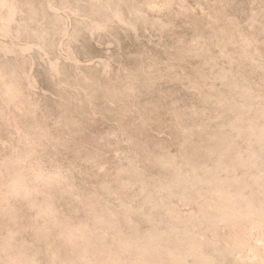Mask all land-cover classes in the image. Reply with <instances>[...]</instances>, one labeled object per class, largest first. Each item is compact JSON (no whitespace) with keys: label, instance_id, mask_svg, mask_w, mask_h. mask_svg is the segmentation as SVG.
Wrapping results in <instances>:
<instances>
[{"label":"rangeland","instance_id":"374dc122","mask_svg":"<svg viewBox=\"0 0 264 264\" xmlns=\"http://www.w3.org/2000/svg\"><path fill=\"white\" fill-rule=\"evenodd\" d=\"M262 214L264 0H0V264H262Z\"/></svg>","mask_w":264,"mask_h":264},{"label":"bare ground","instance_id":"6f19581e","mask_svg":"<svg viewBox=\"0 0 264 264\" xmlns=\"http://www.w3.org/2000/svg\"><path fill=\"white\" fill-rule=\"evenodd\" d=\"M36 174H37V173H36ZM36 174H35V175H36ZM44 175H45L44 173H43V174H42V173L39 174V172H38V174L36 175V179H41V180L43 179V180H44V179L46 178L45 176H47V175H45V176H44ZM47 177H49V175H48ZM17 178H19V177H17ZM50 178H51V177H50ZM14 179H15V178H14ZM14 179H13V180H14ZM41 180H40V182H41ZM46 180H47V179H46ZM48 181H49V180H48ZM50 181H51V180H50ZM56 181H57V180H56ZM21 182H22V179H21ZM45 184H47V183H44V185H45ZM10 185H11V184H10ZM41 186H42V185H41ZM41 186H40V187H41ZM38 187H39V186H38ZM42 187H43V186H42ZM12 188L14 189L15 192H20V191H22V190H23V191H26V190L24 189V186H22L21 184H18L17 182L13 184ZM28 190H29V189H28ZM23 193H24V192H23ZM27 193H28V192H27ZM15 194H16V193H15ZM245 202H246V201H245ZM222 203H223V202H221V204H222ZM42 204H44V203H42ZM225 204H226V203H225ZM225 204H224V205H225ZM246 204H247V203H246ZM219 206H220V205H219ZM221 206H222V205H221ZM225 206H226V205H225ZM46 207H47V206H46ZM47 208H48V207H47ZM173 208H174V207H173ZM222 208H224V207H222ZM41 210H42V209H41ZM41 210H40V211H41ZM46 210H47V209H46ZM171 210H172V209H171ZM249 210H250V209H249ZM42 211H43V210H42ZM247 211H248V210H247ZM250 211H251V210H250ZM223 212H225V211H223ZM248 212H249V211H248ZM251 212H252V211H251ZM183 213H184V212H183ZM189 213H190V212H189ZM191 213H192V212H191ZM191 213H190V214H191ZM238 213H239V212H238ZM243 213H244V212H243ZM40 214H42V213H40ZM51 214H52V213H51ZM190 214H189V215H190ZM193 214H194V213H193ZM193 214H192V215H193ZM223 214H224V213H223ZM246 214H247V212H246ZM246 214H245V215H246ZM186 215H187V214H186ZM192 215H191V216H192ZM234 215H235V213H234ZM234 215H233V216H234ZM237 215H238V214H236L235 216H237ZM241 215H242V214H241ZM245 215H244V216H245ZM263 215H264V214H262V216H263ZM50 216H51V215H50ZM93 216H94V215H93ZM95 216H96V214H95ZM224 216H226V214H225ZM247 216H248V215H246V217H247ZM249 216H250V215H249ZM252 216H255V215H252ZM97 217H98V216H97ZM102 217H103V216H102ZM188 217H189V216H188ZM227 217H228V216H227ZM238 217H239V216H238ZM242 217H243V216H242ZM255 217H256V216H255ZM95 218H96V217H95ZM183 218H184V217H183ZM228 218H230V216H229ZM96 219H97V218H96ZM184 219H186V218H184ZM187 219H188V218H187ZM190 219H191V217H190ZM190 219H189V220H190ZM196 219H197V218H196ZM231 219H232V218H231ZM247 219H249V218H247ZM254 219H255V218H254ZM94 220H95V219H94ZM103 220H104V219H103ZM226 220H227V219H226ZM229 220H230V219H229ZM255 220H257V219H255ZM259 220H260V219H259ZM51 221H52V220H51ZM53 221H54V220H53ZM56 221H57V220H56ZM95 221H97V220H95ZM101 221H102V220H101ZM196 221H197V220H196ZM198 221H199V220H198ZM239 221H240V220H239ZM250 221H251V220H250ZM97 222H99V221H97ZM106 222H107V221H106ZM237 222H238V221H237ZM240 222H241V221H240ZM251 222H253V221H251ZM255 222H256V221H255ZM102 223H104V222H102ZM229 223H230V222H229ZM233 223H234V222H233ZM241 223H243V222H241ZM241 223H239L238 225H242ZM253 223H254V222H253ZM258 223H259V221H258ZM230 224H231V223H230ZM243 224H244V223H243ZM255 224H256V223H255ZM255 224H254V226H255ZM60 225H61V224H60ZM103 225H105V224H103ZM236 225H237V224H236ZM62 226H63V225H62ZM64 226H66V225H64ZM242 226H243V225H242ZM254 226H253V227H254ZM57 227H58V226H57ZM59 227H60V226H59ZM101 227H102V226H101ZM104 227H105V226H104ZM238 227H239V226H238ZM128 228H131V226L128 227ZM235 228H236V227H235ZM66 229H67V226H66ZM101 229H102V228H101ZM120 229H121V228H120ZM120 229H118V230L120 231ZM236 229H237V228H236ZM240 229H241V228H240ZM61 230H62V229H61ZM64 230H65V229H64ZM132 230H133V229H132ZM132 230H131V231H132ZM238 230H239V229H238ZM244 230H245V229H244ZM59 231H60V230H59ZM76 231H77V230H76ZM76 231H75V232H76ZM92 231H93V230H92ZM100 231H101V230H100ZM116 231H117V230H116ZM121 231H122V230H121ZM133 231H135V230H133ZM133 231H132V233H133ZM71 232H72V231H71ZM77 232H78V231H77ZM82 232L84 233V231H82ZM86 232H87V231H86ZM86 232H85L84 234H87ZM90 232H91V231H90ZM93 232H95V231H93ZM102 232H103V233H101V234H103V235L106 234V233H105L106 230H105V232H104V231H102ZM129 232H130V230H129ZM136 232H137V231H136ZM170 232H171V231H170ZM176 232H177V231H176ZM176 232H175V233H176ZM59 233H60V232H59ZM64 233H65V232H64ZM66 233H67V232H66ZM79 233H80V232H79ZM83 233H82V234H83ZM104 233H105V234H104ZM122 233H123V231H122ZM134 233H135V232H134ZM134 233H133V234H134ZM153 233H154V232H153ZM173 233H174V232H173ZM73 234H74V233H72L71 238H72ZM91 234L93 235L94 233H91ZM91 234H90V235H91ZM95 234L97 235V232H96ZM117 234H119V233H117ZM117 234H114V235H117ZM123 234H124V233H123ZM149 234H150V233H149ZM149 234H148V235H149ZM167 234H168V232H167ZM170 234H171V233H170ZM241 234H242V232H241ZM120 235H121V234H120ZM120 235H119V236H120ZM126 235H127V233H126ZM153 235H154V234H153ZM162 235H165V234H162ZM239 235H240V234H239ZM59 236H61V235H59ZM83 236L85 237V235H83ZM87 236L89 237V234H87ZM100 236H101V235H100ZM137 236H138V235H137ZM155 236H156V235H155ZM157 236H158V235H157ZM175 236H176V234H175ZM61 237H62V236H61ZM66 237H67V236H66ZM69 237H70V235H69ZM75 237H76V235H75ZM78 237H79V236H78ZM123 237H124V236H123ZM142 237H143V236H142ZM151 237H152V236H151ZM162 237H163V236H162ZM80 238H82V237H80ZM101 238H102V236H101ZM116 238H118V237L116 236ZM126 238H127V237H126ZM126 238H124V239H126ZM128 238H129V237H128ZM131 238H132V237H131ZM154 238H155V237H154ZM158 238H159V237H158ZM84 239H85V238H84ZM122 239H123V238H122ZM124 239H123V241H124ZM129 239H130V238H129ZM132 239H133V238H132ZM151 239H153V238H150V240H151ZM64 240H65V239H64ZM70 240H71V239H70ZM70 240H69V241H70ZM73 240H74V239H73ZM75 240H76V239H75ZM79 240H82V239H79ZM86 240H87V238H86ZM89 240H90V239H89ZM89 240H88V241H89ZM115 240H116V239H115ZM127 240H128V239H126V241H127ZM138 240H139V239H138ZM138 240H137V242H136V240H135L134 242L137 243V244H139L141 240L139 241V243H138ZM143 240H144V239H143ZM148 240H149V239H148ZM148 240H147V241H148ZM153 240H154V239H153ZM156 240H157V239H156ZM161 240H162V239H161ZM161 240H159V241H161ZM177 240H178V239H177ZM69 241H68V244L70 243ZM82 241L84 242V240H82ZM119 241H120V243H121V240H119ZM123 241H122V242H123ZM130 241H131V240H130ZM144 241H146V239H145ZM147 241H146V242H147ZM179 241H180V240H179ZM62 242H63V241H62ZM65 242H66V241H65ZM80 242H81V241H80ZM80 242H79V243H80ZM83 242H82V243H83ZM112 242H113V241H112ZM115 242H116V241H115ZM127 242L129 243V241H127ZM134 242H133V243H134ZM155 242H156V241H155ZM163 242H164V241H163ZM173 242H175V241L173 240ZM72 243H74V242L72 241ZM131 243H132V242H131ZM135 243H134V244H135ZM152 243H153V242H152ZM64 244H65V243H64ZM66 244H67V243H66ZM77 244H78V243H77ZM80 244H81V243H80ZM80 244H79V246H80ZM86 244H87V243H86ZM104 244H105V243H104ZM124 244H125V243H124ZM124 244H123V245H124ZM137 244H136V246H137ZM142 244H143V243H142ZM146 244H148V243H146ZM157 244H158V243H157ZM159 244H160V242H159ZM159 244H158V245H159ZM163 244H164V243H163ZM173 244H174V243H173ZM75 245H76V243H75ZM84 245H85V244H84ZM106 245H107V244H106ZM106 245H105V246H106ZM113 245H114V243H113ZM115 245H116V243H115ZM119 245H120V244H119ZM119 245H118L117 247H119ZM121 245H122V244H121ZM123 245H122V246H123ZM125 245H127V244H125ZM161 245H162V244H161ZM164 245H165V244H164ZM179 245H181V244L179 243ZM81 246H83V244H82ZM91 246H94V244H92ZM107 246H110V245H107ZM127 246H128V245H127ZM127 246H126V248H127ZM138 246H139V245H138ZM138 246H137V248H138ZM142 246H143V245H142ZM142 246H140V247H142ZM145 246H146V245H145ZM145 246H143V247H145ZM147 246H148V245H147ZM156 246H157V245H156ZM156 246L154 245V247H156ZM167 246H168V245H167ZM167 246H166V247H167ZM177 246H178V244H177ZM64 247H65V246L63 245V248H64ZM77 247H78V246L76 245V248H77ZM85 247H87V246H85ZM89 247H90V245H89ZM89 247H88V248H89ZM95 247H96V246H95ZM110 247H111V246H110ZM134 247H135V246H133V248H132L133 251H134ZM140 247H139V248H140ZM149 247H150V246H149ZM175 247H176V246H175ZM191 247H192V246H191ZM82 248H83V247H81V249H82ZM92 248H94V247H92ZM106 248H107V247H106ZM106 248H104V249H106ZM113 248H114V247H113ZM126 248H125V249H126ZM157 248H158V247H157ZM160 248H161V247H160ZM160 248H159V249H160ZM169 248H170V247H169ZM176 248H179V247H176ZM176 248H174V250H176ZM193 248H195V247H193ZM73 249H74V248H73ZM86 249H87V248H86ZM86 249H85V250H86ZM102 249H103V248H102ZM104 249H103V250H104ZM117 249H118V248H117ZM122 249H123V248H122ZM129 249H130V248H129ZM129 249H127V250H129ZM135 249H136V248H135ZM145 249H146V248H145ZM153 249H154V248H153ZM155 249H156V248H155ZM66 250H67V249H66ZM75 250H76V249H75ZM118 250H119V249H118ZM123 250H124V249H123ZM137 250H138V249H137ZM143 250H144V249H143ZM147 250H148V249H147ZM168 250H169V249H168ZM190 250H191V249H190ZM195 250H196V248H195ZM197 250H198V249H197ZM68 251H69V249H68ZM68 251H67V252H68ZM93 251H94V250H93ZM109 251H110V250H109ZM120 251H121V250H120ZM120 251H119V252H120ZM129 251H130V250H129ZM131 251H132V250H131ZM133 251H132V252H133ZM144 251H145V250H144ZM144 251H143V252L141 251V252L144 254ZM157 251H158V249H157ZM164 251H165V249H164ZM169 251H170V250H169ZM188 251H189V250H188ZM234 251H235V250H234ZM69 252H70V251H69ZM81 252H82V251H81ZM83 252H84V251H83ZM125 252H126V251H125ZM148 252L150 253L151 251H148ZM154 252H155V251H154ZM160 252H161V251H160ZM193 252H194V250H193ZM195 252H196V251H195ZM197 252H199V251H197ZM197 252H196V253H197ZM236 252H237V251H236ZM239 252H240V251H239ZM239 252H237V253H239ZM242 252H243V251H242ZM77 253H79V252H77ZM77 253H76V254H77ZM84 253H85V255H86V252H84ZM98 253H99V252H98ZM120 253H121V252H120ZM123 253H124V251H123ZM134 253H135V251L133 252V254H134ZM136 253H137V252H136ZM136 253H135V254H136ZM145 253H146V252H145ZM149 253H147V254H149ZM189 253H190V252H189ZM69 254H70V253H69ZM82 254H83V253H82ZM135 254H134V255H135ZM151 254H152V252H151ZM191 254H192V252H191ZM193 254H194V253H193ZM241 254H242V253H241ZM70 255H71V254H70ZM114 255H115V254H114ZM136 255H137V254H136ZM139 255H140V254L138 253V256H139ZM149 255H150V254H149ZM238 255H239V254H238ZM238 255H237V256H238ZM78 256H79V255H78ZM78 256H77V257H78ZM143 256H144V255H143ZM143 256H142V257H143ZM145 256H146V255H145ZM257 256H258V255H257ZM68 257H69V256H68ZM80 257H82V256H80ZM87 257H88V256H87ZM134 257H137V256H134ZM134 257H133V258H134ZM147 257H148V256H147ZM241 257H242V256H241ZM69 258H71V257H69ZM148 258H149V257H148ZM152 258H153V257H152ZM235 258H237V257H235ZM73 259H74V258H73ZM79 259H80V258H79ZM87 259H88V258H87ZM90 259H92V258H90ZM90 259H89V261H90ZM158 259H159V258H158ZM75 260H76V259H75ZM85 260H86V259H85ZM85 260H84V261H85ZM156 260H157V258H156ZM172 260H173V259H172ZM198 260H199V259H198ZM236 260H237V259H235V261H236ZM253 260H254V259H253ZM253 260H252V261H253ZM257 260H259V259H257ZM260 260H262V261H260ZM260 260H259V261H260L262 264H264L263 257H262V259H260ZM70 261H71V260H70ZM76 261H77V262H80L79 260H76ZM82 261H83V260L81 259V262H82ZM87 261H88V260H87ZM94 261H96V260H94ZM135 261H136V260H135ZM149 261H150V260H149ZM159 261H160V259H159ZM200 261H201V260H200ZM255 261H256V260H255ZM74 262H75V261H74ZM174 262H176V261H174ZM174 262H173V264H174ZM198 262H199V261H198ZM239 262H240V261H239ZM260 262H259V263H260ZM82 263H84V262H82ZM135 263H136V262H135ZM155 263H157V262H155ZM170 263H171V262H170ZM200 263H201V262H200ZM203 263H204V262H203ZM203 263H202V264H203ZM256 263H257V262H256ZM67 264H70V263L67 262ZM85 264H86V263H85ZM136 264H137V263H136ZM148 264H149V263H148ZM176 264H177V263H176ZM181 264H182V263H181ZM185 264H186V263H185ZM234 264H236V263L234 262ZM252 264H253V263H252ZM257 264H258V263H257Z\"/></svg>","mask_w":264,"mask_h":264}]
</instances>
